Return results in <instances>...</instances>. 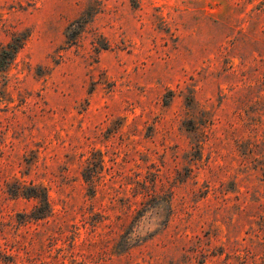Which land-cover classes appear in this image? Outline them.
<instances>
[{"label":"rangeland","instance_id":"1","mask_svg":"<svg viewBox=\"0 0 264 264\" xmlns=\"http://www.w3.org/2000/svg\"><path fill=\"white\" fill-rule=\"evenodd\" d=\"M16 36L0 264H264V0H0Z\"/></svg>","mask_w":264,"mask_h":264},{"label":"trees","instance_id":"2","mask_svg":"<svg viewBox=\"0 0 264 264\" xmlns=\"http://www.w3.org/2000/svg\"><path fill=\"white\" fill-rule=\"evenodd\" d=\"M25 42V36H16L11 42L0 47V74L5 73L14 64L17 54L24 47ZM33 197L38 198V195ZM43 199L45 204H49L46 196Z\"/></svg>","mask_w":264,"mask_h":264}]
</instances>
